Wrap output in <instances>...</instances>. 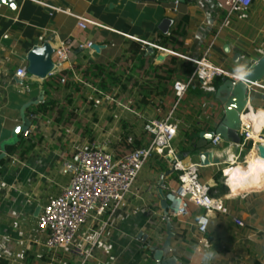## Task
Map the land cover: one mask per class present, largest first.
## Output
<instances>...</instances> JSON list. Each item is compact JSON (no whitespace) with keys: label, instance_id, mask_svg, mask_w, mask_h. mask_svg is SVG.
I'll use <instances>...</instances> for the list:
<instances>
[{"label":"crops","instance_id":"obj_1","mask_svg":"<svg viewBox=\"0 0 264 264\" xmlns=\"http://www.w3.org/2000/svg\"><path fill=\"white\" fill-rule=\"evenodd\" d=\"M12 1L13 6L9 7L6 0H0V143L10 138L11 131L20 123L21 106L38 97L41 90L44 98L25 110L30 120L28 133L18 135V142L6 148V156L0 162V264H70L81 255L71 247L51 255L44 245V235L37 230V218L43 206L69 185L76 165L74 146H94L112 153L122 139L132 137L134 140L148 121L164 118L171 110L164 98L157 101L159 104L155 103L157 98L150 85L132 88L130 94L116 86L112 94L109 93L100 85L101 78L88 72L92 70L88 67L110 62L121 55L138 56L147 43L161 46L174 29L175 20L187 11L189 21L183 45L175 48L190 58L201 57L208 50L209 58L221 60L218 66L237 74L241 67L248 68L264 54V4L254 0L245 12L236 11L227 17L221 0H179L177 4V0ZM65 10L92 19L99 26L80 29L77 19ZM40 37L43 40L52 37L55 49L66 39L76 45L90 41L93 46L90 50L72 49L67 62L57 63L55 57H51L55 65L59 64L53 69L54 73L64 72L65 82L52 79L50 86H46V81L52 77L47 76L40 86L30 75L23 79L14 75L17 68L26 67V55L32 47L42 43ZM235 54H239L236 61L233 60ZM181 62L185 63L184 68L189 65L193 68L191 62ZM152 78L155 83L156 79ZM259 83L264 85V76ZM209 86L203 88L193 81L187 91L189 101L202 106L196 118L209 114L211 107L194 101L191 90L210 94L213 86ZM80 95L86 100H80ZM143 95L147 96L145 101L139 98ZM213 98L215 104L225 103L219 97ZM246 98L247 105L240 112L246 107L260 113L264 110V89L247 90ZM46 99L53 101L56 107L42 113L38 107ZM254 111L244 115L243 120L254 119L259 131L264 128V119L259 127ZM187 113L188 110L183 111L178 122L185 130ZM137 123H141L140 126ZM196 144L211 146V142L200 135ZM245 148L235 152L234 163L218 164L223 167L217 175L213 172L202 181L224 205L223 212L210 215L206 233L201 235L195 230V219L200 212L196 208L189 218L171 222L174 233L171 246L175 250L169 255L176 256V264H264V188L250 190L242 188L245 185L240 186L242 194L237 196L223 195L219 189L225 187L219 184L221 178L225 185L231 170L243 164L236 159ZM216 149L223 152L228 147L223 142ZM177 154L184 165L198 162L195 154ZM229 165L231 168H225ZM170 168L168 162L167 169L158 174L152 172V168L150 173L139 172L131 192L104 230L102 241L107 248H95L89 264H154L148 249L153 244L149 241L165 226L157 187L162 179L165 195L177 185V180L172 178L175 171L163 176ZM234 218L240 219L243 226L235 224ZM96 228L97 222L90 220L78 235L84 232L91 235ZM164 238L165 235L158 237L157 245ZM208 251H213L215 257L205 261ZM26 257H29L27 262Z\"/></svg>","mask_w":264,"mask_h":264},{"label":"built area","instance_id":"obj_2","mask_svg":"<svg viewBox=\"0 0 264 264\" xmlns=\"http://www.w3.org/2000/svg\"><path fill=\"white\" fill-rule=\"evenodd\" d=\"M221 1L228 17L236 11L245 12L254 0ZM258 1L264 4V0ZM64 12L77 19L80 29L99 26L92 19L75 15L69 10ZM39 40L42 42V37ZM147 45L191 62L193 70L186 81L177 80L173 83L172 92L175 102L169 113L164 118L148 121L144 125V131L150 137L146 146L135 147L116 159L110 152L98 147L80 144L74 146L76 165L69 185L43 206L37 218V230L40 235H44V245L51 255L54 256L59 250L70 247L81 255L79 260L70 264H89L95 248H107L102 241L104 230L131 192L132 185L145 162L153 155L166 159L172 170L177 172V185L165 194L168 203L167 211L171 219L189 218L192 215V209L196 208L200 212L195 219V230L204 235L210 215L213 212L224 211L222 199L214 197L210 186L199 179L200 164L195 162L184 165L175 151L173 144L178 139L179 130L178 121L174 118L173 112L193 81H197L203 88H208L218 78L230 79L233 84L240 79L236 78V74L214 64L208 57V50L201 57L190 58L153 43H147ZM92 46L93 43L90 41L76 45L71 39H66L60 42L56 49L54 48L51 57H55L57 63L67 62L72 55V49H91ZM54 72H50L48 77L60 73ZM14 75L25 78L28 75L26 67L17 68ZM73 75L75 76L74 72ZM60 82L64 83L65 78L62 77ZM254 87L264 89V85L259 82L247 88L250 90ZM253 111L252 108L246 107L240 112L239 149L249 144L250 152L255 149L259 153L258 146L264 141V128L258 131L254 126V119L248 118L246 121L242 119V116H247ZM257 111L255 110L254 113L258 114ZM126 141L130 145L134 143L132 137H127ZM221 143H223L222 138L218 135H214L211 139L212 147L216 148ZM219 184L229 188L222 183V178ZM90 220L97 222V228L93 229L91 235L84 232L79 236L81 229L86 227ZM161 220L164 221L163 216ZM234 223L243 226L240 219L234 218Z\"/></svg>","mask_w":264,"mask_h":264},{"label":"water","instance_id":"obj_3","mask_svg":"<svg viewBox=\"0 0 264 264\" xmlns=\"http://www.w3.org/2000/svg\"><path fill=\"white\" fill-rule=\"evenodd\" d=\"M9 7L13 6L12 0H6ZM169 21V20H168ZM167 22V21H166ZM165 30V28H164ZM95 48H97L95 46ZM227 47L224 48L225 51ZM54 51L53 38L48 37L43 40L40 45L32 47L26 55V71L30 75L34 82L43 86L48 74L59 64L55 65L51 59V55ZM148 53L152 54V46L147 47ZM167 55H157L156 60L162 61ZM239 58V54H235L233 60L236 61ZM247 75L243 80H238L235 84L230 79L221 78V84L217 87H211L210 93L219 97L225 103L222 104V116L220 123L216 126L214 131L199 135L203 137L208 143L214 135H218L222 138V141L227 144V147L232 146L235 152L239 149L240 144V108L247 105L246 92L248 86L253 83L260 82L264 76V54L257 59L255 63L247 68ZM14 81L21 82L20 79L14 78ZM43 90L38 97L31 99L24 103L19 110L20 123L11 131L10 138L4 139L0 143V162L5 158L7 153V147L14 146L18 142L19 134H27L30 127V120L25 115V110L32 105H37L43 101ZM259 154L264 156V148L258 146ZM219 153L215 147L207 146L202 150L196 152L198 163L201 167H207L212 165H218L222 162L217 159L216 155ZM173 172L170 168L163 176H167ZM163 180L158 181V199L159 209L162 213L165 222V238L160 245L150 246L151 259L154 264H176L177 258L175 255H169L174 252V248L171 246V239L174 237V233L171 229V218L168 215V203L162 190ZM145 237H143V240Z\"/></svg>","mask_w":264,"mask_h":264},{"label":"trees","instance_id":"obj_4","mask_svg":"<svg viewBox=\"0 0 264 264\" xmlns=\"http://www.w3.org/2000/svg\"><path fill=\"white\" fill-rule=\"evenodd\" d=\"M178 3L179 0H177ZM188 21H189V13L186 11L185 13L181 14L178 19L175 20V27L172 30V32L168 35V37L166 39H164L162 41V47L173 51L175 53L178 54H183L181 53L182 51H178L175 47L176 45H183V39L186 33V30L188 28ZM141 63L143 64L144 62L141 61ZM105 62H100V63H96L95 67H100L102 65H104ZM142 64H140V66H142ZM184 64L183 62H181L179 60V57L176 55H170L168 54L165 59L162 61V63H160L159 65H155L153 66L151 69V74L153 75V77L156 79L155 83H152L150 86L152 87V94L154 97L157 98V100L155 99V103H157V101L162 100V98H164L165 101H167V103L171 104L173 107L174 102H175V96L174 93L172 92V86L173 83L177 80H185L186 77L190 74L191 70L193 68L190 67V65L186 68H184ZM247 68V67H246ZM62 77H65V73L64 72H60L57 75L52 76L50 79H48L46 81V86H50L51 80H58V82H60V79ZM131 77H128L127 79L124 77H110L108 84L111 87H105L106 90H108V92L112 94V91H114V89L116 88V86L121 87V91L122 92H127L128 94H130L129 92L132 90L128 88V83L130 81ZM104 81H102L101 86L104 85L103 83ZM136 83V82H135ZM221 84L220 79H215L211 85L214 88H217L219 85ZM135 86V85H134ZM78 91L80 90V88H78ZM80 94H81V90H80ZM164 95V96H163ZM191 95L194 101L204 104L205 106L208 107H212L215 104L214 100L211 98V96H209L208 94H202V92H198V91H194L191 90ZM147 96L143 95L142 97H139L141 101H145V99ZM188 93H186L182 99L180 100V102L177 104L175 110H177L179 108V110L181 111L182 115H183V111L188 110L189 113L186 114V124H187V128L186 130H184L183 132L179 131V135H178V143L174 146V149L177 153L179 154H187V155H194L196 154V152L198 150H200L201 148H205V146L201 147L198 146L196 144V142L199 139V134L201 132H212L214 131V129L216 128V126L220 123L221 121V115H216L213 114L211 111L209 112V114H203L201 116H199V118H196V114L201 110L202 106L197 104V103H192L189 101L188 98ZM79 99L81 100H86V98H84L83 96H79ZM155 104V105H156ZM157 106V105H156ZM56 107L54 102L46 99L45 102L43 104H41L38 108L40 109V112L45 113L46 111L52 109ZM170 108V109H171ZM220 108V112L222 111V105H219ZM174 110V112H175ZM173 112V113H174ZM167 115V114H166ZM178 122L179 120H181L182 116L176 115L175 117ZM180 124L178 123V126ZM181 126V125H180ZM179 130V129H178ZM149 135L146 133V131H143L140 135H136V137L134 138V143L133 145H130L127 143L126 139H122L119 143H117L114 146V151L111 153L113 158L116 159L118 158V156H122L124 154H126L127 152L133 150V148H139V147H143L146 146L149 142ZM207 146V145H206ZM250 147V145L248 146ZM114 152H116V155L114 154ZM162 170H166V168L161 169ZM248 187L251 190H258V189H262L264 188V186L260 187L259 185H249ZM224 188V187H223ZM223 188H219L220 191H223ZM175 219H171L172 223H175ZM165 235V226H162L159 230H157L151 238V244H153V246H157L158 243V237L163 238ZM29 259V257H26V262ZM51 264H56V263H51Z\"/></svg>","mask_w":264,"mask_h":264},{"label":"rangeland","instance_id":"obj_5","mask_svg":"<svg viewBox=\"0 0 264 264\" xmlns=\"http://www.w3.org/2000/svg\"><path fill=\"white\" fill-rule=\"evenodd\" d=\"M223 14H224V12H223ZM149 46H151V45H145L144 52L140 53L138 56H134L133 58H130L131 57L130 54H126V56L121 55V56L118 57V59H113V60H111L110 62H107V63L105 62V64L100 66V67H95V65L88 67V68H92V70H89L88 72L94 74L95 76L100 77L101 79H99L98 81H100L101 83H102V81H104L103 82L104 85L102 86V88H104V89H105V87H111L108 84V81H109L108 79H110V77H112V76H114V77H122V78L125 77L126 79L128 77H131L130 81L128 83V88L129 89H131V88H140L141 86L142 87H146L147 85H151L153 83L152 82L153 75L151 74V69L150 68H152L155 65H159L165 59L164 58L162 61H158V60H156L157 55H161V54L162 55H168V53L162 51L161 49H159L157 47L152 46L153 52H152V54H150L147 51V47H149ZM87 50H90V49H87ZM179 59H181V58H179ZM209 59L216 65H219L220 62H221V60L214 59L212 57H210ZM141 61H143L144 63L142 64ZM140 64H142V66H140ZM230 64L232 65V63H230ZM226 67L228 69L233 70L232 67H230L229 64H226ZM191 72H192V70H191ZM218 79H221V78H218ZM205 94H209V93L205 92ZM209 96H212V98L215 97L212 93H210ZM219 105H220V103L217 102L216 105H214L212 107L211 112L213 114H216V115H219V114L221 115L222 114V111L220 112ZM169 106H172V103ZM176 115L182 116V113L179 110V108L177 110H175V112H174V117H176ZM140 124L141 123H137V126H140ZM178 129H179L180 132H183V130H185V127L179 125ZM142 132L143 131H141L137 135L141 136ZM18 139H19V137H18ZM178 141L179 140L175 141L174 144L176 145L178 143ZM248 146H249V144L243 150V152H242L243 154L242 153L239 154L238 159H236L237 163H243V164L245 163L244 160L250 153V151H249L250 148ZM219 149H221V147ZM243 164H240V166L237 169H242L241 165H243ZM167 167H168V161L166 159L162 158L161 156L153 155V156H151V157H149L147 159V161L145 162V164L142 167L140 172L145 173V174L146 173H150L149 170H151V168H152L151 171L154 172L155 174H158L161 169H164V168L167 169ZM221 167H223V165H217L215 167H210V166L200 167V169H199V179L201 181H206L207 178H209V174H213V172H214L215 175H217V173L220 171ZM228 167L231 168V165H229ZM225 168H227V167H225ZM245 169L248 170L249 169L248 166H245ZM172 178L177 180V172H174L172 174ZM208 183H213V181L212 182H208ZM210 185H212V184H210ZM259 186L260 187L264 186V179L261 180V184ZM247 187H248V184H246L244 186V188H247ZM237 188H239V187H237ZM239 189H241V188H239ZM239 189H236V192L239 193L238 195H241L242 191L239 190ZM221 194H223V195L232 194V196H237V194H234L232 192V189L230 187L229 188L224 187L223 188V192H221ZM154 227L155 226H153V228Z\"/></svg>","mask_w":264,"mask_h":264},{"label":"clouds","instance_id":"obj_6","mask_svg":"<svg viewBox=\"0 0 264 264\" xmlns=\"http://www.w3.org/2000/svg\"><path fill=\"white\" fill-rule=\"evenodd\" d=\"M248 70L245 66L241 67L237 74L236 78L243 80L247 75ZM260 117L264 119V110L261 111ZM236 175L233 176L232 181L229 182V187L232 189L234 194H239L236 192L238 186L249 185H260L261 180L264 179V160H255L250 162V167L246 173H241L239 169L236 170ZM250 178V179H249ZM203 223V220L201 221ZM215 257L213 251H208L204 255L205 261H210Z\"/></svg>","mask_w":264,"mask_h":264},{"label":"bare ground","instance_id":"obj_7","mask_svg":"<svg viewBox=\"0 0 264 264\" xmlns=\"http://www.w3.org/2000/svg\"><path fill=\"white\" fill-rule=\"evenodd\" d=\"M250 114H251V112H250ZM258 114H260V111H258ZM258 114L256 115L258 117V126L261 127V125L263 123V119L260 116H258ZM243 117L244 116H242V119H243ZM263 142L260 144V146H262L264 148V143ZM234 154H235V149L232 146H230V147H228V149H226L223 152L222 151H219V153L216 155V157L220 161H228L229 163H234L235 162L234 161ZM255 160H264V156L261 155V154H259L258 152H256V150L254 149L245 158V160H244L245 163L243 165H241L242 166V169H240L241 173H246L248 170L245 169V166H248V168H249L250 167V162L251 161H255ZM227 168H229V167H227ZM236 170L237 169H235L234 171L231 170V173L228 174V176L226 177V180L224 182L226 186H229V182H231L233 176H235L237 174L236 173ZM234 173H236V174H234ZM223 174H224V170H223ZM238 187L240 188V186H238ZM239 188H236V189H239Z\"/></svg>","mask_w":264,"mask_h":264}]
</instances>
